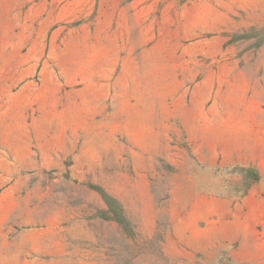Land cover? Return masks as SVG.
<instances>
[{
  "label": "rangeland",
  "instance_id": "rangeland-1",
  "mask_svg": "<svg viewBox=\"0 0 264 264\" xmlns=\"http://www.w3.org/2000/svg\"><path fill=\"white\" fill-rule=\"evenodd\" d=\"M0 264H264V0H0Z\"/></svg>",
  "mask_w": 264,
  "mask_h": 264
},
{
  "label": "trees",
  "instance_id": "trees-1",
  "mask_svg": "<svg viewBox=\"0 0 264 264\" xmlns=\"http://www.w3.org/2000/svg\"><path fill=\"white\" fill-rule=\"evenodd\" d=\"M105 196V195H104Z\"/></svg>",
  "mask_w": 264,
  "mask_h": 264
}]
</instances>
